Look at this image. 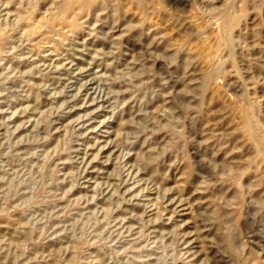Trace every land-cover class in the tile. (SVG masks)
<instances>
[{"label": "rangeland", "instance_id": "1", "mask_svg": "<svg viewBox=\"0 0 264 264\" xmlns=\"http://www.w3.org/2000/svg\"><path fill=\"white\" fill-rule=\"evenodd\" d=\"M70 2L0 0V264H264V0Z\"/></svg>", "mask_w": 264, "mask_h": 264}, {"label": "bare ground", "instance_id": "2", "mask_svg": "<svg viewBox=\"0 0 264 264\" xmlns=\"http://www.w3.org/2000/svg\"><path fill=\"white\" fill-rule=\"evenodd\" d=\"M65 2V1H64ZM86 3L85 4V6L86 5H88V4H93V3H95L94 2V0H71V2L69 3V5L67 6V8H66V6H65V8H66V10H69V9H71L73 6H76V5H79L80 3ZM106 2V1H105ZM67 3V2H66ZM66 3L65 4H63V5H66ZM97 3H98V0H97ZM97 3L95 4V5H97ZM102 3V2H101ZM33 7V6H32ZM84 7V6H83ZM89 7V6H88ZM35 8V7H34ZM60 8H63L62 6L60 7ZM85 8V7H84ZM99 8V7H98ZM83 9V8H82ZM61 10V9H60ZM64 10V9H63ZM66 10H64V12L61 10V12H63L62 13V15L59 17V15H57L58 17H59V19L60 20H67L66 19ZM88 10V9H87ZM73 10H71V12H72ZM83 11H84V9H83ZM74 13V12H73ZM76 13V12H75ZM70 15H71V13H70ZM225 15V23H226V25H228L229 27H232L233 25H234V20L233 19H231V17L230 16H228L227 14H224ZM27 18V17H26ZM80 18V17H79ZM23 19H25V17H23ZM22 19V20H23ZM21 20V21H22ZM26 21V20H25ZM77 20H75L74 19V16H73V20H71L70 21V23L72 24V25H75V22H76ZM23 22V21H22ZM69 22V21H68ZM78 22V21H77ZM79 26H80V24H79ZM3 30V29H2ZM73 32V31H72ZM230 36V35H229ZM1 51V50H0ZM213 62H216V61H213ZM222 62V61H221ZM213 64V63H212ZM214 65V67L217 65V68H220V66L222 65L221 63L220 64H218V62H216V65L215 64H213ZM210 66L212 67V65L210 64ZM222 68V67H221ZM220 68V69H221ZM205 69V68H204ZM203 69V70H204ZM207 69V68H206ZM209 70V69H208ZM222 70V69H221ZM221 70H219V71H221ZM205 71V70H204ZM204 71H202V72H204ZM214 71H215V69H214ZM213 71V72H214ZM218 71V70H217ZM218 71V72H219ZM212 72V73H213ZM217 72V73H218ZM210 75H213V74H210ZM215 75H217V74H215ZM214 75V76H215ZM194 78V77H193ZM197 79H198V82L200 83V81H199V78L197 77H195L194 78V81L193 82H195V80L197 81ZM197 82V83H198ZM191 83V82H190ZM187 84V83H186ZM194 86H196L195 85V83L193 84ZM207 84H205V86H206ZM191 86V85H190ZM189 86V87H190ZM208 86V85H207ZM206 86V89L208 88ZM192 87V86H191ZM201 87H203V85L201 86ZM192 88H194V87H192ZM192 88H190V89H192ZM200 88V87H199ZM203 89H204V87H203ZM203 89H201L200 88V90H202L203 91ZM191 91V90H190ZM189 91V92H190ZM203 93V92H202ZM36 99H37V97H36ZM246 122V130L248 131L247 133H249V135H250V137L252 138V140L254 141V144H255V154H254V158H253V160L255 159V163H260V161H263L264 160V146L262 145V147L259 145V142L257 141V139L255 138V132L257 131V125H256V123L253 121V120H248L247 119V121H245ZM126 124V123H125ZM245 125V124H244ZM208 129V128H207ZM245 130V129H244ZM243 129H242V131L241 132H243L244 131ZM246 132V131H245ZM244 134V133H243ZM215 136V135H214ZM250 137L248 138L247 136H246V138H248V140L250 139ZM256 137H257V135H256ZM207 138V137H206ZM217 141V140H216ZM250 141V140H249ZM261 141V140H260ZM220 142H221V140H220ZM252 142V141H251ZM220 144V143H219ZM252 151V150H251ZM252 156V155H251ZM250 160V159H249ZM242 161V160H241ZM246 161V160H245ZM249 162V161H248ZM254 162V161H253ZM263 162H261L259 165H261ZM252 164H254V163H252ZM190 165H192V163L190 162ZM257 165V164H256ZM258 166V165H257ZM262 166H263V164H262ZM190 167V166H189ZM254 168V167H253ZM261 168H263V167H261ZM196 170V169H195ZM247 171H249L248 169H247ZM251 171H253V170H251ZM232 175V174H231ZM227 177V176H226ZM231 177V176H230ZM227 178H229V177H227ZM253 180V179H252ZM242 184V183H241ZM245 186H246V183H245ZM245 186H244V188H245ZM241 187V186H240ZM253 188H255V186L253 187ZM240 189V188H239ZM246 189V188H245ZM245 195V194H244ZM263 195V194H262ZM239 202V201H238ZM224 211V210H223ZM230 212V211H229ZM225 215V214H224ZM228 215V214H227ZM220 216H221V213H220ZM222 217V216H221ZM223 217H225V216H223ZM228 217V216H227ZM225 220V219H224ZM232 228H234V227H232ZM27 230V229H26ZM17 233V232H16ZM21 238V236L19 237V239ZM18 239V238H17ZM21 240V239H20ZM20 240H19V242H20ZM234 243H235V241H234ZM14 244H15V242H14ZM39 264H40V262H39Z\"/></svg>", "mask_w": 264, "mask_h": 264}]
</instances>
